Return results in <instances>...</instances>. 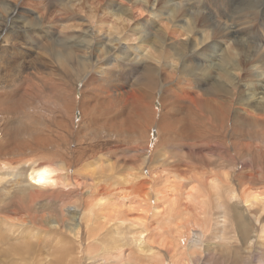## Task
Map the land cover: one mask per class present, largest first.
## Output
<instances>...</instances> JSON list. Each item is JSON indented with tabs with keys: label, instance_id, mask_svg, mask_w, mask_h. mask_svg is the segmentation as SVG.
Returning <instances> with one entry per match:
<instances>
[{
	"label": "bare ground",
	"instance_id": "bare-ground-1",
	"mask_svg": "<svg viewBox=\"0 0 264 264\" xmlns=\"http://www.w3.org/2000/svg\"><path fill=\"white\" fill-rule=\"evenodd\" d=\"M24 1L0 0L18 10V20H0V47L33 49L51 72L0 76V169L26 171L1 222L15 218L31 237L50 228L58 241L48 264H264V56H242L246 69L238 55L206 53L195 10L215 27L218 14L189 3L176 20L188 0H163L164 38L145 35L130 51L97 35L80 59L54 52L55 66L38 52L50 47L22 31ZM96 1L157 16L152 0ZM54 22L74 37L92 30L78 15ZM32 250L22 241L9 264H34Z\"/></svg>",
	"mask_w": 264,
	"mask_h": 264
},
{
	"label": "rangeland",
	"instance_id": "rangeland-1",
	"mask_svg": "<svg viewBox=\"0 0 264 264\" xmlns=\"http://www.w3.org/2000/svg\"><path fill=\"white\" fill-rule=\"evenodd\" d=\"M48 1H52V4ZM48 1H24L23 5L21 6L23 9V13L21 14L25 16L23 24L27 25L22 29V31H24V33L25 31H29L32 36H35L39 39L41 45L47 44L50 47L48 51L49 54H44L42 51L38 52L40 56H45L46 62H52L55 66L58 65L56 63V58L53 55L54 52L58 54L59 50L72 48L73 50L71 52L74 53L76 58L80 59L82 51L86 50V48L90 45V41L94 40L92 38L96 37L97 35H109L112 38L116 37L118 41L123 42L124 47H130L129 49L132 51V48L137 46L140 38L144 37L145 35H159L161 39L164 38V33L161 32L159 34V31H157V26L169 23L166 19H164L166 16L161 15V12L169 11L168 7L163 4V0H152L156 4L155 9L157 16H152L146 12L142 16H135L133 18L122 12V6L110 1ZM143 1L146 0H133V3L139 7ZM220 1L221 0H216L215 5H211L209 0H188V2L179 1V10L178 13H176L177 16L174 18L179 20L181 19V16H185L182 14L183 11L181 8L183 6L187 7L189 3V7H201V10L205 11V13L212 10L218 14L216 15L220 21V24L217 27L213 26V22L211 21L206 24L203 19L199 18L200 12L197 10H195V17L198 19H195V24L191 25L192 30L202 31L203 35L198 36V41H202V43L205 45L204 48L206 53L212 54L214 52L221 53L222 51H225L227 56L238 55V57H242L254 55V59L258 58L259 56H264V0H226L229 5L223 6H221L223 2L220 3ZM203 2L205 3L204 5ZM17 11V9H10L0 6V20L7 19V17H10L12 14H14L13 19L18 20ZM74 15H78V17L83 20L85 24L92 26L91 32L86 33L89 35L74 37L68 30H66L68 27L61 26V23L57 24L60 25L61 30L58 29L56 23L54 22L56 17L69 16L72 18ZM41 16H43L42 19L40 18ZM6 21H8V19ZM89 26L87 27L90 28ZM61 31L63 33L67 31L68 34H63ZM232 32L235 33L231 35ZM9 44L10 42L6 43L7 46H9ZM3 45L5 44H2L0 47V76L9 73L18 74L21 72L25 74L30 70H35L37 77L40 73L44 74L45 76L50 74V66L46 65L44 61L38 60L39 56L36 58V55L33 54V49L26 47V52L18 53L14 49L4 50V47L6 46L3 47ZM116 46L118 47L119 44L116 43ZM189 49L192 50L191 48H186V50ZM166 51L168 54L172 52L169 48ZM133 53H135V51H133ZM117 54L118 56H121V52H117ZM75 61L76 59L74 62ZM242 61L245 62L243 57ZM245 63L246 64H244V67L249 69V64L247 62ZM168 72L170 74L177 73V71ZM61 73L62 71L58 72V74ZM181 76L184 77L183 74H181ZM97 81L100 82L101 78L97 77ZM116 81H114V84L118 86L120 83H122V79ZM155 83V86L160 89L164 84V81L161 77H158L155 80ZM82 85L83 83L80 82V87ZM79 90L80 89L78 88V91ZM80 118L81 114L77 112V116L75 118L77 124H79ZM156 139L157 138L155 137V140ZM113 165L114 161H112L107 166ZM20 167L21 169L16 167L15 170L12 169L11 172L4 167L3 169H0V209L2 208L3 201H5L9 196L8 192L12 191V184L19 183L18 179L21 175L18 173H20L22 170V172L26 174L24 166L21 165ZM111 171L116 175L122 176V165L113 167ZM4 172H8V174L3 175ZM73 201L76 202L75 199H73ZM10 217H12V214H4L0 212V222L2 218L8 220ZM14 219L15 218H13V220ZM13 220L11 219L9 221L10 223L7 221L0 223V241L4 240L5 243L3 248L0 246V256H2L1 259L3 264H9L12 262L11 250L16 246H20L22 241L26 239L31 242L33 248L29 255V260L33 253L34 264H48L47 259L55 257V246L58 241V238L55 236L56 234L52 233V230L48 228L47 230L50 231V233L47 232L31 237L26 233V227H24L25 230L24 228L22 229L18 227V221ZM11 221L16 224H12ZM2 223H5V225ZM60 235L63 238L66 237L65 232L61 233ZM133 263L143 264L141 262ZM87 264L98 263L87 262Z\"/></svg>",
	"mask_w": 264,
	"mask_h": 264
}]
</instances>
